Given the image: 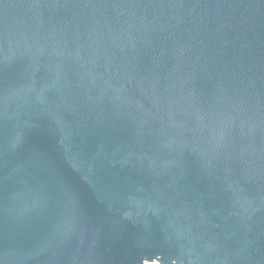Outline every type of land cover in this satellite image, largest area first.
Returning a JSON list of instances; mask_svg holds the SVG:
<instances>
[{"label":"water","instance_id":"water-1","mask_svg":"<svg viewBox=\"0 0 264 264\" xmlns=\"http://www.w3.org/2000/svg\"><path fill=\"white\" fill-rule=\"evenodd\" d=\"M0 264H264V0H0Z\"/></svg>","mask_w":264,"mask_h":264}]
</instances>
